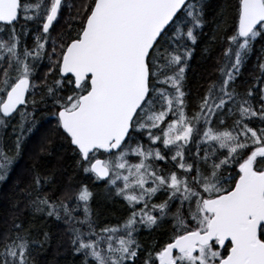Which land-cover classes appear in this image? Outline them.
I'll return each mask as SVG.
<instances>
[{
	"label": "snow or ice",
	"instance_id": "1",
	"mask_svg": "<svg viewBox=\"0 0 264 264\" xmlns=\"http://www.w3.org/2000/svg\"><path fill=\"white\" fill-rule=\"evenodd\" d=\"M211 7L0 0V182L45 126L37 158L55 137L84 177L57 196L55 172L28 169L0 264H40L50 219L79 264H264V0H223L209 21ZM98 182L123 202L116 223L92 207Z\"/></svg>",
	"mask_w": 264,
	"mask_h": 264
},
{
	"label": "trees",
	"instance_id": "2",
	"mask_svg": "<svg viewBox=\"0 0 264 264\" xmlns=\"http://www.w3.org/2000/svg\"><path fill=\"white\" fill-rule=\"evenodd\" d=\"M211 8L208 9L209 21L215 16L218 11V5L223 3V0H209ZM214 25L209 23L205 32L211 33ZM203 47V44L201 45ZM215 56V54H214ZM193 68L197 74L201 77L212 74L215 76L214 60L208 61L207 63H201L200 57L197 54L191 62ZM257 63V53H253L247 67L243 71L241 78V90L244 87L243 81L251 83V75L254 72L253 66ZM193 85L195 81L192 82ZM195 91V88H193ZM45 128H40V131L30 136L27 141V151H25L22 157L14 165V171L10 173L9 178L6 181L0 182V228L5 226V221L8 219L12 212V198L14 186L19 183H26L29 179L28 169L32 165H43L44 171L55 172V188L57 196L63 194L65 189L71 185L78 184L84 180L83 174H78L73 171L72 159L69 153H67L61 143L56 140L55 137H51V144L49 145L52 150V154L47 153L40 155L38 158L36 153L39 152L41 137L45 135ZM11 132V129H8ZM51 136L50 133H48ZM91 190L98 194V198L92 202L94 210L99 212V220L101 226L107 223H116L117 219L123 215L122 212V201L113 202L105 201L102 198L104 191L103 182H98L89 185ZM50 231L53 235V241L48 250L43 254L40 260V264H79V257H73L67 248L66 240L67 237L64 235L65 227L61 222H53L49 220ZM139 238L143 241L149 240L148 233L142 231Z\"/></svg>",
	"mask_w": 264,
	"mask_h": 264
}]
</instances>
